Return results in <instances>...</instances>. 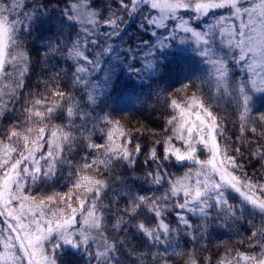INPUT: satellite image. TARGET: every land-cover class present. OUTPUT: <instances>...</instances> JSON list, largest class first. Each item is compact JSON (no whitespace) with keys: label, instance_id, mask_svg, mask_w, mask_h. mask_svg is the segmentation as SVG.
<instances>
[{"label":"snow or ice","instance_id":"1","mask_svg":"<svg viewBox=\"0 0 264 264\" xmlns=\"http://www.w3.org/2000/svg\"><path fill=\"white\" fill-rule=\"evenodd\" d=\"M136 18L155 38L140 41L145 58L178 41L193 46L207 66L200 85L185 83L166 97L172 111L163 138L155 141L163 155L155 146L148 150L144 163L156 168L143 177L134 175L141 146H131L120 121L93 115L134 58L132 48L122 54L115 40ZM53 24L40 58L47 68L44 93L24 98L22 123L0 138V264H66L65 255L85 264H169L167 250L154 253L152 247L181 226L193 229L192 216L201 221L196 228L206 230L214 214L232 224L260 217L258 225L247 219L250 234L240 243L248 250L226 249L217 264H264V177L244 171L220 142L211 103L235 99L238 139L246 141L250 159L264 161V113L253 119L250 107L253 93L264 94V0H0V121L21 101L32 67L28 38ZM233 65L247 78L233 79ZM143 67L158 71L151 60ZM127 71L141 73L133 65ZM173 159L187 168L182 176L170 178L164 170L162 162ZM118 166L133 175L126 180L115 172ZM65 170L66 193L36 195ZM136 180L160 194L134 192ZM173 214L176 227L167 220ZM205 260L210 264V257L190 252L184 264Z\"/></svg>","mask_w":264,"mask_h":264},{"label":"trees","instance_id":"2","mask_svg":"<svg viewBox=\"0 0 264 264\" xmlns=\"http://www.w3.org/2000/svg\"><path fill=\"white\" fill-rule=\"evenodd\" d=\"M139 24L140 20L136 18L135 21L127 25L122 37L115 40V46L122 54L128 48H132L134 58L127 60V63L124 65L125 70L120 71L118 78L115 80V86L100 97L103 103L96 107L93 115L103 116L104 114H108L114 120L120 121L132 141L131 146L136 144L141 146L143 151L137 157L134 175L143 177L156 168V165L151 161L148 164L144 163L148 150L155 146L158 154L163 155V144H156L155 141L163 138L166 120L172 111L166 107L165 99L169 94L179 89L174 88L172 82L180 78L187 70L191 62L189 58L195 53L189 49L191 48L190 46L188 48H181L173 44L170 48L163 50V53H166L165 58L162 50L156 49L152 56L153 62L158 65V71L153 73L145 69L143 65L146 60H149L151 55L145 58L147 48L140 45V41L147 40L154 42L155 38L150 35V31L140 29ZM54 34L55 24L51 26V31H43L38 35L34 34L28 38V50L32 58L31 71L26 77L25 87L21 90V101L15 105V111L0 121V138H3L6 130L12 125L18 122L22 123V121L17 120V117H19L24 98L28 97L29 93L36 95L44 93V85L41 81L47 79V75H44L47 72V68L40 58L46 49L47 41ZM104 59L107 60L109 57L106 56ZM57 61L63 64L61 58H57ZM128 65L140 68V75L127 71ZM48 75H51V73H48ZM100 80H103L102 76ZM229 101L225 97L219 100H211L223 132L220 142L228 146L229 154L237 156L238 162L244 166V171L250 175H256L258 178L264 177V166H262L264 165V161L257 162L254 158L250 159L246 141L238 139L240 136L239 113L233 103ZM101 108H103V111H101ZM94 139L99 141L98 136L94 137ZM175 143L179 146L178 141ZM236 148H240L241 153H235ZM83 154L81 152L79 155H76V160H79ZM162 163L164 170L170 178L182 176L187 171L184 165L176 163L174 159L163 161ZM115 172L122 175L126 180L133 175L132 170L124 166H118ZM105 175L107 174L105 173ZM67 184L68 176L67 170H65L58 173L54 180L49 181L46 185H41L36 195L40 196L54 192L66 193L68 191ZM135 187L144 189L145 192L147 191L151 194H160L156 191L157 186L144 183L143 180H136L133 191ZM121 207H123V203H121ZM191 219L194 224L193 229L188 230L181 226L180 230L173 233L165 243L156 244L152 247L151 251L154 253H164L167 250V254L171 258L169 264H184L187 253L190 252L194 253L201 260H204L205 257H210V264H217V261L225 255L226 249L248 250L247 242L240 243L241 240H244L250 234L248 231L250 226L247 223V219H254L257 225L260 223L258 215L254 218L249 215L239 224H232L230 221H225L222 216L215 218L214 214V218L208 222L206 230H198L196 226L201 223L200 219L195 216H192ZM167 220L172 223L173 227H176L174 214L168 216ZM193 236H195V239H193ZM134 243L139 244L140 241L136 240ZM177 243L181 249L174 253H183L184 255L168 253L172 246ZM142 250L148 251V248H143ZM204 264H209V262L205 260Z\"/></svg>","mask_w":264,"mask_h":264},{"label":"rangeland","instance_id":"3","mask_svg":"<svg viewBox=\"0 0 264 264\" xmlns=\"http://www.w3.org/2000/svg\"><path fill=\"white\" fill-rule=\"evenodd\" d=\"M212 18L209 17L207 21H201V26H203L204 23L206 22H211ZM166 34V33H165ZM176 44L177 46L181 47V48H188V46H190L191 48H189L190 50H192L191 45L185 44V45H181L179 44L178 41H172L171 45ZM190 59V65L187 68V70L182 74V76L180 78H178L177 80L172 82V86L174 88H180L182 87L183 84L185 83H189L192 82L196 85H200L201 84V80L200 77L202 75H204L205 71H206V65L202 64L200 62V57H198L196 54L191 55ZM149 60L153 61V56L151 55ZM189 70H192L190 72V74L187 75L186 78V73L189 72ZM247 73L243 70H241V68L239 66L233 65L232 66V77L233 79H238V80H244L247 78ZM195 90V89H193ZM229 100H231V102L233 103V105L236 107V101L235 99L231 98V97H225ZM251 115L253 117V119H255L256 117L260 116L262 113H264V94L262 93H253V99L251 102ZM237 109V107H236ZM134 192L138 193V194H147L149 196L153 195L150 192H145L144 189H139L136 188L134 189ZM181 247L180 245L174 244L171 248V250L168 251V253H174L176 251H180ZM175 254V253H174ZM66 264H85V261L80 257V256H69V255H65L64 257Z\"/></svg>","mask_w":264,"mask_h":264}]
</instances>
